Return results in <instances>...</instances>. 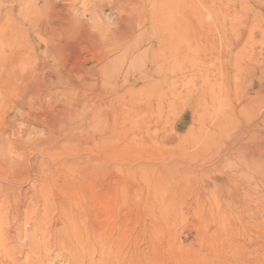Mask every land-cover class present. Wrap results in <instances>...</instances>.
<instances>
[{
  "label": "rangeland",
  "instance_id": "1",
  "mask_svg": "<svg viewBox=\"0 0 264 264\" xmlns=\"http://www.w3.org/2000/svg\"><path fill=\"white\" fill-rule=\"evenodd\" d=\"M11 1L0 3L26 30L29 42L0 44V194L7 197L0 205L5 223H13L8 219H17L12 217L18 214L15 208L26 205L36 209L32 221L59 229L60 209L76 197L88 212L80 221L94 230L100 227L97 240L116 238L125 229L127 235L121 237L142 239L115 242L105 262L97 254L93 263L124 264L135 245L148 256L143 239L153 238L155 223L171 224L158 238L175 237L178 246L189 249L198 246L199 232L210 224L204 226L187 203L179 204L185 214L174 218L170 212L157 220L155 193L164 195L172 184L151 185L144 170L158 172L179 162L197 172L218 166L241 183L239 172L251 168L233 171V155L239 151L248 160V150L259 149L261 188L264 0H138V7L131 0H107L113 10L101 11L93 9L100 0H65L69 21L51 14L55 31L50 41H43L31 22L35 0ZM1 4L0 22H5ZM120 18L134 22L130 41L117 36ZM175 50L178 58L170 57ZM121 176L132 189L131 204L113 201L122 191L114 179ZM60 178L85 188L78 195L63 192L57 186ZM84 178L89 179L86 186ZM208 188L203 179L192 177L184 202ZM249 216L248 228L254 220ZM18 217L23 226L26 216ZM239 223L232 219L234 227ZM49 248L56 256L44 264H69L59 256L67 253L63 244L52 240Z\"/></svg>",
  "mask_w": 264,
  "mask_h": 264
},
{
  "label": "bare ground",
  "instance_id": "2",
  "mask_svg": "<svg viewBox=\"0 0 264 264\" xmlns=\"http://www.w3.org/2000/svg\"><path fill=\"white\" fill-rule=\"evenodd\" d=\"M28 1L31 2L32 0ZM40 1L42 2L43 0H38V2ZM131 1L133 2V4H138V0ZM14 2L15 0L11 1V3ZM53 3L50 0L43 6L38 4L37 0H35L33 4L32 2L30 3V9L34 12V15L30 18L31 22L33 24V27L38 29L39 32L43 33V35H41L43 36V41L44 39L46 41H50L55 31V26L52 23L51 18L52 13H58L60 15V18L66 23H68L69 21L68 16L70 13V6L67 5L66 1L62 0V3L56 5H54L55 3ZM112 3L113 2H107V0H100L97 4H95L97 7L95 6L93 9L97 8L98 10H103L105 8H110L111 10H113L114 4ZM138 6L139 5H137V7ZM1 9L5 10L4 12L6 14V19L5 22H0V44L7 45L18 42V44L24 46L27 42H29L28 37L26 36V30H24L23 26L19 24L18 20H15V17L10 12V10H8L7 8L5 9V7L3 8L2 4ZM118 21H120L121 23V27L119 28V30L121 31L117 32L118 38L122 42H126L128 39L130 41V39L133 38L136 33L133 20L131 18H120L118 19ZM191 24L193 23L191 22ZM166 33L169 34L167 35V39H169L170 32ZM164 37L165 34H162L158 39L159 42L162 41ZM175 51H173L174 54L170 55V57H175L176 55V58H178L176 54L177 51ZM147 74H149V72H147ZM167 75H169V73ZM245 147L247 146L245 145ZM249 149L251 150L252 148ZM258 150L259 149L253 151L248 150V152H250V154H248L250 155L248 157V160L244 158L246 157V155L244 153H240L239 151L238 153L236 152L235 156L233 155V157L237 158V164L234 165L236 166V168H234L233 171L239 172V170H241L243 167H246L248 169L251 168L250 173L239 172V181L241 183H238L236 179H229L230 176L224 174V171H221L220 167L218 166L216 168L199 170L197 172L194 169H187L185 165L180 164L179 162L172 164L170 165V167L168 166L169 168L167 167V169L158 172L154 171L151 173L144 170V172H146L144 174L146 177H148V181L151 183V185L159 186L165 180H168L172 184V186L167 189L164 195L161 196L160 193H155V195L157 196L156 198H158V203L156 206L152 207V210H154L157 216L159 215V219L157 220L162 221L161 217H165L166 219L167 215H169L170 212L172 217L174 218L175 216L178 217L180 213L185 214L183 211H179L181 210V206L179 204H183L184 206V204L187 203V205L191 209L190 212H193L197 218L199 217L204 226L205 224H210L204 227L202 231L199 232L197 238L200 243H198V246L194 245L196 248L194 247V249H189L187 246H178V243L176 241L177 239L175 237H169L166 239L158 238L157 233H165L167 230V226H171V224H169L170 222L167 224L158 221L159 223H155L153 225V238L143 239V243L145 242L144 245L149 248L148 256H145V252L138 249L136 247L137 245H135V248L128 252V261L124 264H264V174L261 177V188L259 189ZM191 176L203 179L205 183H207L209 188L208 190H204V193L202 192L196 194L193 197L190 196L192 198L190 202H184L183 199L185 198V194L187 193V186H189L191 182ZM68 178L71 179L72 177L69 176ZM49 180L51 179L49 178ZM114 180L116 183H118L119 189H122V191L121 193L117 192L112 197L113 201H117L118 203L124 202L125 204H131L133 196L132 189L129 186V182L126 181L123 176L117 177ZM57 181V186L61 187V190L63 192L71 190L75 192L76 195H78L77 192H80L83 188H85L75 183L69 184L67 179L60 178V180ZM83 182H85L86 186L89 183V179L84 178ZM34 183L37 184V182ZM229 183L233 186L228 187ZM245 184H248V186ZM36 186L38 187V185ZM252 189L253 191H251ZM25 193L26 192L23 193L22 191V194ZM44 195L45 194H43V196ZM6 198L7 197H4L3 200V197L0 194V202L4 201L6 203ZM35 198H32L31 201H34ZM39 198L42 199L41 197ZM13 199V197L12 199L10 198V201ZM70 199L73 200L69 202V206L67 205L68 207H63L61 203L63 208L60 209V215L57 219V221L61 223L60 225H62L59 229H49L48 227H50L51 225L47 227L46 224H38L37 219H35V221H32L31 211H35L36 209L26 207V205L25 207H23L22 204V206H20L19 204V206L14 204L15 206H17L15 208V211H18V214L13 215L12 217L17 219H8L9 221L13 220V223L8 222L6 219L8 223H5L3 217L6 213L4 212L3 207L0 205V264H44V261L52 262V257L56 256L55 253L52 256L53 252H50L49 245L51 244L52 240L63 244V248L67 250V253L60 252L61 254H59V256L69 264H84V262L93 264L97 257H99V261H104V259L107 258L106 256L109 255L108 252L109 250H111L112 246L120 244L122 240L124 242L132 241L135 242V244L139 240H142L140 238L127 239L121 237L122 235H127L126 229L124 231H121L119 229V231L121 232L119 234L117 233L116 238L112 239L106 237L105 239L97 240L98 236L96 235V233L99 232V225L97 224L99 228L97 227L98 229H95L97 232H95L92 226H89V224L85 225L83 222H81L80 218H82V215L88 212H86V208L84 206L80 207L81 201L76 199V197ZM27 200L28 202H31L28 198ZM77 200L78 204L76 203ZM113 201L112 204H115ZM28 206H31V204H29ZM38 206H40V204ZM248 206L250 207L248 208ZM35 213L38 214L37 211L34 212V214ZM23 214L26 216V219L24 218L26 222L22 226V224H18V220H20L18 216H23ZM251 214H253L254 220H252V227L248 228L249 224H247L245 220L250 219L251 217L249 215ZM44 215H46V213H44ZM22 218L23 217H21V220ZM232 219H237L240 223L236 224V227H234L232 225ZM239 225L241 226L240 228ZM93 226L95 228V225ZM198 230H201L200 227L198 228ZM38 233H40L39 235H41L40 239L37 238ZM246 240H250V242L246 244ZM95 243L97 247H95ZM60 250L61 249H59V251ZM94 252L96 255L94 254Z\"/></svg>",
  "mask_w": 264,
  "mask_h": 264
}]
</instances>
